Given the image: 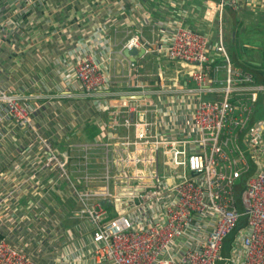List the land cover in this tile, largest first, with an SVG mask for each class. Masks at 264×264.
Instances as JSON below:
<instances>
[{
  "label": "built area",
  "instance_id": "built-area-1",
  "mask_svg": "<svg viewBox=\"0 0 264 264\" xmlns=\"http://www.w3.org/2000/svg\"><path fill=\"white\" fill-rule=\"evenodd\" d=\"M41 1L0 0V48L26 29L40 31ZM50 1L67 21L76 16V0ZM215 5L221 17L226 8L262 10L264 0ZM167 22L174 26L167 57L192 68L191 87L182 95L192 98L188 117L197 133L161 136L154 109L133 101L119 113L121 120L113 117L111 128L121 134L100 177L87 173V156L72 163L71 154L58 149L56 134L47 136L37 123L43 103L31 105L33 98L0 87V145L11 136L17 142L11 154H0V264H38L45 243L37 227L46 218L51 223L47 215L65 200L77 204L74 215L90 224L95 264H264V84L231 67L221 31L215 53L226 64V77L209 55V34L189 27L175 9ZM146 48L133 36L122 53ZM102 65L88 51L74 64L85 100L109 88ZM109 198L116 214L106 205ZM233 232L230 256L223 258Z\"/></svg>",
  "mask_w": 264,
  "mask_h": 264
},
{
  "label": "crops",
  "instance_id": "crops-1",
  "mask_svg": "<svg viewBox=\"0 0 264 264\" xmlns=\"http://www.w3.org/2000/svg\"><path fill=\"white\" fill-rule=\"evenodd\" d=\"M215 3L216 0H76L77 14L67 21V15L58 12L53 2L42 0L37 19L40 31L26 29L0 48V87L33 98L29 101L31 105L43 103L37 123L47 136L56 134L58 149L71 154L72 163L77 160L84 163L87 156V173L100 177L106 172L109 161L106 158L114 157L111 145L121 134L111 128L113 117L133 101L154 109L152 115L159 135H196L188 117L192 98L182 95L183 90L191 87L192 68L167 57L165 47L174 28L167 20L175 9L189 27L209 34V55L221 67L222 77H226V64L215 53L218 32L221 31L225 46L231 48L237 44L234 35L235 28L237 31L238 25L241 26L238 21L243 23L245 14L256 11L246 9L238 13L226 8L220 17ZM83 6L96 12L83 13L80 11ZM258 12L264 15V9ZM235 13L241 16L239 20L238 17L234 20ZM225 30L230 31L227 38ZM133 36L141 37L147 48L138 49L143 52L135 56L125 50L122 53L123 45ZM84 51L103 63L102 71L109 82V88L100 90L91 100L82 97L75 78L74 64ZM231 55L233 68L251 74L254 67L264 71L260 65ZM108 56L114 60L107 61ZM131 62L136 65L134 69L129 67ZM165 88L176 92H164ZM10 127L8 122L2 124L4 130ZM15 145L12 136L3 140L0 154H11ZM85 172L82 165L81 174ZM109 189L113 191L111 178ZM106 205L116 214L112 199H107ZM56 209L53 216L47 213V217H53L51 223L46 218L37 227V235L45 243L36 255L38 264H95L90 224L74 215L77 204L71 200L59 201ZM224 247L225 244L223 250Z\"/></svg>",
  "mask_w": 264,
  "mask_h": 264
},
{
  "label": "rangeland",
  "instance_id": "rangeland-1",
  "mask_svg": "<svg viewBox=\"0 0 264 264\" xmlns=\"http://www.w3.org/2000/svg\"><path fill=\"white\" fill-rule=\"evenodd\" d=\"M236 15L237 14L235 13L233 16L235 21L237 20V17L238 20L241 18V16L239 17V14ZM245 15L243 23L238 21L241 26L238 25L237 31L235 28L236 35H234V37L237 44L232 45L231 48H227L226 46L227 51L229 55L234 54V56L240 58V60L244 58L247 59L248 62L264 67V15L260 14L258 11ZM225 33L227 38L230 31L225 30ZM226 243H224L225 247L222 253L223 258H229L230 256V244ZM216 264H223V262L218 260Z\"/></svg>",
  "mask_w": 264,
  "mask_h": 264
},
{
  "label": "trees",
  "instance_id": "trees-1",
  "mask_svg": "<svg viewBox=\"0 0 264 264\" xmlns=\"http://www.w3.org/2000/svg\"><path fill=\"white\" fill-rule=\"evenodd\" d=\"M255 69L254 70V73H252L254 76H255V79L257 82L261 83V84H264V71H262L259 67H254ZM250 174V173H248ZM248 174H245L243 176V179H242V182H241V185L238 189V191H241V187H243V184L248 176ZM234 239H235V234H231L226 240H227V243L230 244V250L232 248V245L234 243ZM226 243V242H225ZM226 243V244H227Z\"/></svg>",
  "mask_w": 264,
  "mask_h": 264
},
{
  "label": "water",
  "instance_id": "water-1",
  "mask_svg": "<svg viewBox=\"0 0 264 264\" xmlns=\"http://www.w3.org/2000/svg\"><path fill=\"white\" fill-rule=\"evenodd\" d=\"M141 52H143V51H138V49H132V50H130V51L125 50V53H127V54L130 55V56L138 55V54H140Z\"/></svg>",
  "mask_w": 264,
  "mask_h": 264
}]
</instances>
